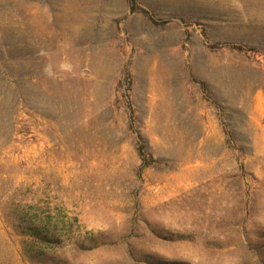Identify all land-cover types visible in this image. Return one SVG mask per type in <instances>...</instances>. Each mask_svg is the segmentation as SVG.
Listing matches in <instances>:
<instances>
[{"label": "rangeland", "instance_id": "rangeland-1", "mask_svg": "<svg viewBox=\"0 0 264 264\" xmlns=\"http://www.w3.org/2000/svg\"><path fill=\"white\" fill-rule=\"evenodd\" d=\"M0 264H264V0H0Z\"/></svg>", "mask_w": 264, "mask_h": 264}, {"label": "trees", "instance_id": "trees-1", "mask_svg": "<svg viewBox=\"0 0 264 264\" xmlns=\"http://www.w3.org/2000/svg\"><path fill=\"white\" fill-rule=\"evenodd\" d=\"M224 46L231 49L240 50L246 53L254 52L253 49L238 44H225Z\"/></svg>", "mask_w": 264, "mask_h": 264}]
</instances>
